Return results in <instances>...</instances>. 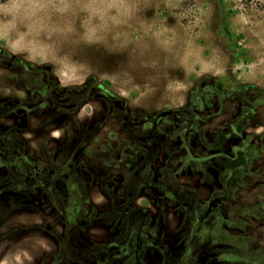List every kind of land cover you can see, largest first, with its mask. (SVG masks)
<instances>
[{"label":"rangeland","instance_id":"1","mask_svg":"<svg viewBox=\"0 0 264 264\" xmlns=\"http://www.w3.org/2000/svg\"><path fill=\"white\" fill-rule=\"evenodd\" d=\"M0 50L6 53L0 55V116L12 114L23 120L28 114H35L36 121L31 126L34 141L30 143L14 128L0 122V167L9 171L0 179V194L9 193L5 181H38L39 177L33 176L36 169L52 170L53 174L48 172V181L53 184L55 196L66 193L68 185L72 191L76 183L80 186V191L73 192L69 206L86 191L89 167L107 168L108 173L112 170L113 178L103 175L102 179L108 185L113 182L116 190L130 165H137L139 175L151 177L150 162L138 164L141 158L136 160V156H123L121 162L119 156H109L105 150L110 142L117 149L139 147L152 152L158 138V144L168 150L179 166L185 145H191L190 151L194 152L203 141L201 127L209 128L210 137L214 134L212 129L223 132L228 127L227 123L219 124L223 117L205 125L198 122L200 111L210 113L221 104L229 116L245 117L242 124L252 136L260 135L256 138L259 156L255 165L264 166V0H7L0 3ZM31 64L39 70L30 69ZM49 70L63 86L83 85L88 80L94 87L101 83L115 95L124 97L129 107L138 108L135 114L138 119L144 114L156 118L153 126L127 125L139 136H151L154 142L134 137L123 141L110 133L116 120L105 124V107L99 100L83 104L74 116L75 121L64 112L47 109L52 104L47 102L51 97ZM219 84L222 88H218ZM54 100L61 101L60 95L54 96ZM70 104H67L69 108ZM50 122H54L52 127L65 126L61 140L51 137V127L47 126ZM98 125L100 134L90 141L88 130L94 134ZM90 126L92 129H88ZM175 139L182 144L174 149ZM72 148L81 150L73 160L60 152ZM18 152L26 153L34 161L27 162ZM75 159L81 161L80 166ZM82 163L91 166L84 167ZM142 167L146 170L139 171ZM67 173L71 180L63 182L61 177ZM135 177L124 178L133 187L143 182ZM240 190V197L247 194V190ZM241 201L228 203L224 208L228 212L235 208L233 211L238 212L244 206V211L254 212L257 218L228 220L229 225L235 223V228L230 230L236 236L223 233L216 240L229 242L238 250L233 252L234 264L262 263L263 199L250 210L249 204ZM4 206L7 204H0ZM14 206L40 205L28 198L9 204L10 208ZM179 207L183 209L182 205ZM0 209L1 260L13 247L8 238L27 226L10 224L9 208ZM165 211L161 204V214ZM104 219L110 221L108 217ZM185 222L188 229L184 227L169 237L174 249L170 260L174 264L212 263L210 257L205 261V255L212 253L204 251L193 252L194 258L189 261L190 252L184 251L190 242V225L189 221ZM137 246L130 248L136 251ZM74 247L66 246V252L59 250L60 257H54L59 261L55 259L58 262L54 263L71 264L72 258L78 260L72 264H135L140 260L143 264H165L153 247L144 249L143 254L140 252V260L133 255L124 262H109L108 254L105 256L98 248L92 256L86 248L77 251ZM111 251L112 256H119L120 247ZM46 256L42 257V264L53 255Z\"/></svg>","mask_w":264,"mask_h":264},{"label":"flooded vegetation","instance_id":"2","mask_svg":"<svg viewBox=\"0 0 264 264\" xmlns=\"http://www.w3.org/2000/svg\"><path fill=\"white\" fill-rule=\"evenodd\" d=\"M1 51L2 50H0V55H3ZM102 87L104 89V94H100L98 97H91L87 101L94 99L102 102L105 107V124H111L113 119L116 120L114 121L115 125L110 128V133H114L117 138L123 141H127L128 137H134L136 140L141 141L151 139V136H139L136 132H133L134 129L132 127H128L127 125L129 123L136 127L143 126L144 124H150L153 126L154 123H157L156 118L144 114L141 119H138L135 117L138 108L132 109V107H129L128 102L124 97L115 95L103 85ZM218 88H222V85L219 84ZM49 100L50 99H48L47 102ZM189 103L191 104V102ZM189 103H187L186 106L191 108ZM80 107L72 115L71 119L73 121H75L74 116H76ZM243 108H245V106H243ZM213 112L205 113L200 111L198 122L205 125L218 117H223L219 124L227 123L228 127L225 128L223 132H218L216 129H212L214 130V134L211 137L207 134L209 128L201 127V132L204 133L203 141H200L199 148H196L194 152L190 151L191 149L189 147L191 145H185L187 153H184V157L181 161L182 164H179V166L176 165L175 158L170 157L168 150L164 146L158 144V138L157 141H155L156 146L151 148L152 152H149L146 148L143 149L139 147H121L117 149L118 147L114 145L112 146V142H110V147L105 150L109 156L110 154L113 156H119L121 162L124 161L123 156H136V160L140 157L141 160L138 161V164L145 165L147 162H150L149 173L151 177L139 175L137 172V165H130L129 168L124 171V177L126 178L135 175L136 180H143V182L140 181L142 182L141 184H133V187H131L132 185L128 183L129 181L123 177L116 190L115 185L112 184L113 182L108 185L107 182L102 179L103 175L109 176L108 179L113 178L114 173L112 170L108 173L107 168L104 169L105 167L103 168L104 170L95 169L96 167L90 169L89 167V182L87 183L86 191L83 190L78 197L74 198L69 206L68 202H70L71 197L73 198V192L75 190L80 191V186L77 183H74L75 186H73L72 191L68 185L66 193L63 192L61 196H55L53 193V184L48 181V172L50 171L49 173L53 174L52 170L36 169L33 176H35V178L39 177L38 181L41 180L45 183L44 191L46 192L44 193H46L47 196L50 195L48 203L41 205L44 206L45 210L49 208L48 206H58L61 213H63V217L64 215L75 214L78 207H81V205L88 200V186L91 181H95L101 185L102 190L107 193L112 200L111 210L108 207V210L101 211L95 215L98 220L105 222L108 221L104 218L108 217L110 219L109 224L111 223L115 238L113 241L97 244L96 249L90 251L92 256L96 254L98 248V250H102V253L105 256L108 254L109 262H124L129 261L133 255H136V257L138 256L139 258L140 252L143 254L149 249V247H153L154 250L158 252V256L165 261V264H174V261L172 262L170 260V254L174 252V249L170 246V238L168 240L163 235L165 216L167 211L170 210L173 211L175 215L177 214L176 217L180 220L179 226L172 231L171 235H174V233L184 227L185 230L188 229L185 221H189L190 242L188 248L184 251L185 253H188V251L190 252V255L188 256L189 261H192L194 258L193 252L201 251L202 253L204 251L206 253H212L211 255H205V261L209 257L214 260L210 264H234L235 257L233 252L238 250H235L229 242L226 243L223 242V240H216V237L223 235V233H226L230 237L236 236L235 233L230 230V227L235 228L236 225L235 223L229 225L228 220L240 217L246 218V216L249 219L257 218V215L254 212L244 211V206H242L238 212L233 211L235 208H233V210L230 209L228 212L226 211L227 209L224 208L226 204H239L242 200L241 202L243 204H249L248 209L250 210L252 209L251 207H254L257 203L261 202V199H263L264 203V166L259 167L255 165L257 157L259 156L256 138H259L260 135H257V137L255 135L252 136L247 130V127H244L242 124L244 123L245 117L240 115L229 116L227 110L223 108V104L218 105ZM1 116H4V114ZM8 116L14 117L16 123L19 124L18 127L10 126V128H14L18 131L20 128L27 127L29 119L35 116V114H28L23 120H20L12 114ZM88 129H92V126ZM94 130H97L94 134L92 130H88L90 131L88 137L90 141L93 137L100 134L101 127L99 126L98 129L94 128ZM85 131L86 130L83 132ZM108 138L112 140V137ZM153 142L154 141L151 143ZM172 144L175 149V146L181 145L182 142L175 139ZM61 151L62 153L64 152V156H66L67 159L71 157L69 160H73L75 156L77 157L78 154H81V150L76 151L75 148H72L71 150L67 149L66 151L60 149V152ZM88 151L91 152L94 150L90 149ZM18 153L19 155L22 154V156H25L24 159L27 162L34 161L31 159L29 160L26 153ZM160 159L164 162L162 166L157 168L156 162ZM74 162L80 166V160L75 159ZM42 163L46 165V162L42 161ZM82 164L84 167L91 166L90 163L89 165L88 163L87 165L84 163ZM197 164L200 165L197 166ZM144 170H146L145 167H142L139 171ZM184 173L199 175L198 184L200 187H204V190H201L198 186L193 187L188 184H180L178 177ZM70 178V173L64 174V176L61 177L63 182H70ZM259 178L262 179L257 180ZM241 188L247 190V194L240 197L239 193ZM253 189L257 190L254 191ZM250 193L253 194L249 195ZM141 195L146 196V201L151 202L159 209L156 222L155 220H151V214L146 207L136 205V201ZM49 201H54L55 204L51 203L50 205ZM161 204H164V209L166 210L165 213L162 214ZM181 205L183 206L182 210H180L181 207H179ZM179 210L181 211L180 213H178ZM126 215L132 220L124 221ZM152 224L154 227H151ZM147 225H149V227ZM143 226H147V229L144 230L142 228ZM121 238H124V240H121ZM164 240L165 242H163ZM209 242L210 245L207 244ZM135 244L139 247L136 251L130 248V246H135ZM198 245L199 249H195ZM207 246L213 247L208 249ZM114 247H120L119 256L114 257L111 255L113 252L111 249ZM224 250H227V252ZM199 256L202 257L203 254H200ZM72 261L78 263V260L70 258L69 262L71 263ZM262 263L264 264V259ZM58 264H60V262ZM135 264H143V261L140 260L139 263ZM254 264H257L256 261Z\"/></svg>","mask_w":264,"mask_h":264},{"label":"crops","instance_id":"3","mask_svg":"<svg viewBox=\"0 0 264 264\" xmlns=\"http://www.w3.org/2000/svg\"><path fill=\"white\" fill-rule=\"evenodd\" d=\"M34 120L33 116L29 119L27 127L18 129V132L27 143L34 141L32 137L34 132L31 130V126L34 124L33 122H36ZM0 122L5 123L7 126L18 127L19 125L12 116H1ZM53 124L54 122L47 124V126L51 127L50 135L55 141L61 140L66 133L65 126L59 124L56 127H52ZM163 162L162 159L157 160V168L162 166ZM8 173L9 171L6 169L0 168V179L7 176ZM178 180L180 184H188L193 187L198 186L201 190H204V187L202 188L198 184L199 175L184 173L178 177ZM4 183L9 193L0 194V204H7V206L0 208H9L7 219L10 224L25 225L27 228L25 227L20 231H16L8 238L11 244H13V247L3 254L0 264H42V257L44 255H47V258L49 255H53L50 259H46L45 261L46 264H52L55 259H57L54 258L56 255L60 257L61 251L59 253V250L65 251L66 246H75L74 248H76L77 251L86 248L87 253H89L91 250L96 249L97 244L113 241L115 238L111 223L109 224V222L98 220L95 215L101 211L108 210V207L110 210L112 209L111 198L102 190L98 182L91 181L88 186V200L84 202L81 207H78L76 213L67 216L64 215V217L58 206H48L49 211L47 212L44 206L41 205L47 204L50 198V195L47 196V194L44 193L46 191H44L45 183L43 181H28L26 183L25 181L12 180L5 181ZM34 189L35 191H33ZM28 198H31L33 203H38L40 206L9 207V204H15ZM49 202L50 204H55L54 201ZM136 205L146 207L151 214V220L157 221L159 209L151 202L146 201V196H139ZM124 218V221L132 220L127 215ZM179 224L180 220L176 217L175 213L168 210L165 216V225L163 229L164 237L169 240L172 231H174ZM147 226L149 227V225ZM147 226H143L142 228L146 230ZM151 227H154L153 224ZM163 242H165V240ZM57 260L59 261V259ZM57 260L55 262H58ZM72 263L76 262L72 261L71 264Z\"/></svg>","mask_w":264,"mask_h":264},{"label":"trees","instance_id":"4","mask_svg":"<svg viewBox=\"0 0 264 264\" xmlns=\"http://www.w3.org/2000/svg\"><path fill=\"white\" fill-rule=\"evenodd\" d=\"M7 0H0V3H3ZM2 54H6L5 51H1ZM11 56V55H10ZM30 69H36L37 67L34 65H30ZM39 69V68H37ZM49 75V84H50V94L52 104L47 105V109L54 108L55 110L66 113L67 117L71 118L72 115L76 112V110L84 104L91 97H98L100 94H104V89L101 83H98L97 87L91 85V81L88 80L83 85H72V86H63L59 83L57 78L54 77L52 71H47ZM52 78L54 81H52ZM60 95L61 101H55L54 96ZM53 99V100H52ZM54 102V103H53ZM68 103L72 107L67 105ZM69 106V107H68Z\"/></svg>","mask_w":264,"mask_h":264}]
</instances>
